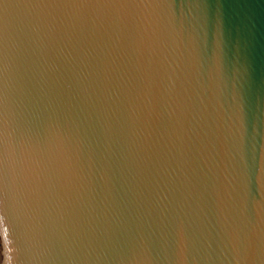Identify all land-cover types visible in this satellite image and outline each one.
Here are the masks:
<instances>
[{
	"label": "water",
	"instance_id": "1",
	"mask_svg": "<svg viewBox=\"0 0 264 264\" xmlns=\"http://www.w3.org/2000/svg\"><path fill=\"white\" fill-rule=\"evenodd\" d=\"M0 264H264V0H0Z\"/></svg>",
	"mask_w": 264,
	"mask_h": 264
}]
</instances>
